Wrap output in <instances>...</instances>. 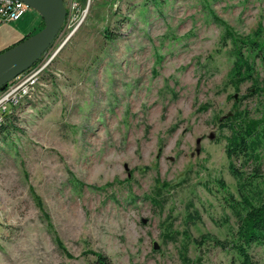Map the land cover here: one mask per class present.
I'll use <instances>...</instances> for the list:
<instances>
[{"label":"rangeland","instance_id":"rangeland-1","mask_svg":"<svg viewBox=\"0 0 264 264\" xmlns=\"http://www.w3.org/2000/svg\"><path fill=\"white\" fill-rule=\"evenodd\" d=\"M64 1L62 30L23 77L28 93L13 94L0 138V264H94L91 251L111 264H184V244L188 264H242L226 119L264 115V93L246 96L264 88V50L240 42L253 70L237 88L227 33L264 45V0ZM260 153L261 176L243 190L255 204ZM249 252L264 264V243Z\"/></svg>","mask_w":264,"mask_h":264},{"label":"trees","instance_id":"trees-1","mask_svg":"<svg viewBox=\"0 0 264 264\" xmlns=\"http://www.w3.org/2000/svg\"><path fill=\"white\" fill-rule=\"evenodd\" d=\"M43 27L44 20L35 33L40 31ZM227 34L228 36H231L235 44L237 67L235 71L236 80L233 82L238 88L240 82L244 81L247 78L246 75H243V72L248 71V73L251 74L253 70L252 64L247 61L244 53L242 52L240 42L244 47L249 48L257 55L263 52L264 45L253 39L240 40L237 39V37H235L232 33ZM32 35L33 34L26 35L10 48L21 43ZM8 49H5L4 51ZM259 93H264V88L255 86L253 89H250V92L246 96ZM9 116L10 115H6V118L0 124V138L3 133L11 131L10 128L13 126V119L9 118ZM226 121H229L228 126L229 128H231V134L226 137L228 141L226 145V153L228 158L230 159L229 167L231 173L237 178L238 184L243 194L242 201H237L232 198L234 202L229 203L238 220V230L235 234L233 247L239 254L242 264H254L249 250L252 243H264V201L260 202L259 204L253 203L243 193V190L246 189V186L252 185L254 178H258L261 176L259 163L261 160L260 150L264 146V115L260 118H253L249 115L248 111L237 110L232 115L228 116ZM238 158H243L244 167H251L250 174H248L247 171L243 169V167H237L235 165L234 159ZM220 182L223 186H225V183L223 181ZM163 190L164 189L162 187H157L155 189V197H151V200L156 202V204H158L159 206L161 205L160 197H162ZM35 198L40 208H42L43 204L41 198L39 196H36ZM165 237L175 238L174 235H165ZM57 240L59 245L63 247L62 242L59 239ZM197 242L200 243V241ZM187 250L188 246L184 244L181 250V257L184 264H188L190 262L187 256ZM90 253L95 256L94 264H111L109 257H107L106 255L97 251H91ZM200 260L201 257L197 258V260H195V263L200 264Z\"/></svg>","mask_w":264,"mask_h":264},{"label":"water","instance_id":"water-1","mask_svg":"<svg viewBox=\"0 0 264 264\" xmlns=\"http://www.w3.org/2000/svg\"><path fill=\"white\" fill-rule=\"evenodd\" d=\"M37 10L44 19V27L26 40L0 53V56L13 50H21V58L0 74V89L13 79L32 68L48 51L60 34L67 16L64 0H20ZM154 248L158 244L154 243Z\"/></svg>","mask_w":264,"mask_h":264},{"label":"built area","instance_id":"built-area-1","mask_svg":"<svg viewBox=\"0 0 264 264\" xmlns=\"http://www.w3.org/2000/svg\"><path fill=\"white\" fill-rule=\"evenodd\" d=\"M75 7L76 3H73L72 8ZM29 8L30 6L28 4L20 0H0V21L5 24L15 22L19 20ZM28 71L29 70L11 81L15 87L13 85L8 87V83L5 87L0 89V124L4 121L6 115L12 112V108L17 102V99H13L17 93L15 95L13 94L18 89L23 90L24 93H28L26 82L32 77L23 81Z\"/></svg>","mask_w":264,"mask_h":264},{"label":"crops","instance_id":"crops-1","mask_svg":"<svg viewBox=\"0 0 264 264\" xmlns=\"http://www.w3.org/2000/svg\"><path fill=\"white\" fill-rule=\"evenodd\" d=\"M27 11H29V9ZM31 15L30 22L27 20L21 21L14 26H12L13 22H11L7 24L4 23L5 25L0 26V53L5 49L10 48L26 35L34 34L38 30L37 28L42 23L43 17L39 12L33 10L31 11Z\"/></svg>","mask_w":264,"mask_h":264},{"label":"bare ground","instance_id":"bare-ground-1","mask_svg":"<svg viewBox=\"0 0 264 264\" xmlns=\"http://www.w3.org/2000/svg\"><path fill=\"white\" fill-rule=\"evenodd\" d=\"M21 55V50L16 49L0 56V74L6 69L13 66L21 58Z\"/></svg>","mask_w":264,"mask_h":264}]
</instances>
